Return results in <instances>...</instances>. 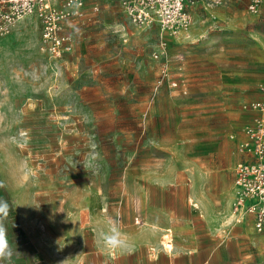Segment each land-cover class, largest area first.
<instances>
[{"label":"rangeland","instance_id":"obj_1","mask_svg":"<svg viewBox=\"0 0 264 264\" xmlns=\"http://www.w3.org/2000/svg\"><path fill=\"white\" fill-rule=\"evenodd\" d=\"M236 7L223 30V57H232L223 66L264 78V1L256 14L247 4ZM86 10L82 19L68 22L75 50L58 62L40 50L42 27L36 17L0 39V199L10 206L6 217L19 215V257L13 264H74L94 240L116 258L121 248L110 249L99 238L109 217L119 219L127 248L143 243L170 251L177 241L176 231L155 229L167 227L147 222L137 207L124 206L123 191L115 185L125 181L126 127L99 117L110 116L113 108L102 103L114 99L115 115L122 118L128 114L127 100L139 104L129 91L148 62L159 64L160 76L162 62L153 58L160 29H138L118 3L88 0ZM187 40L172 39L169 54L192 50ZM224 77L229 85V75ZM92 184H111V190Z\"/></svg>","mask_w":264,"mask_h":264},{"label":"crops","instance_id":"obj_2","mask_svg":"<svg viewBox=\"0 0 264 264\" xmlns=\"http://www.w3.org/2000/svg\"><path fill=\"white\" fill-rule=\"evenodd\" d=\"M246 4L242 0L233 6L208 8L203 0H196L191 7L194 24L177 39H189L193 49H178L171 55L185 57L187 95L181 91L173 95L167 85L157 90L159 64L148 62L137 74V86L129 91L139 97V104L132 106L127 100L126 116L115 115V99L102 103L113 110L110 116L101 114V120L112 126L123 121L127 129L123 131L129 144L125 181L115 188L123 191L124 206L137 207L144 220L167 227L155 229L176 231L173 252L142 243L135 249L121 248L113 258L110 250L94 240L93 248L81 249L74 264H264V232L256 229V216L247 214L241 224L233 223L231 217L235 166L243 159L232 137L241 138L243 128L258 115L244 110L243 104L264 99L259 92L263 77H248L240 68L223 66L232 59L223 57V30L231 25L228 18L238 11L236 5ZM97 40L100 46L102 41ZM177 65L173 62L174 69ZM226 74L229 85L224 81ZM249 93L253 97L245 99ZM92 185L111 190V184ZM4 224L16 249L13 264L14 256L19 257V215L6 217Z\"/></svg>","mask_w":264,"mask_h":264},{"label":"built area","instance_id":"obj_3","mask_svg":"<svg viewBox=\"0 0 264 264\" xmlns=\"http://www.w3.org/2000/svg\"><path fill=\"white\" fill-rule=\"evenodd\" d=\"M88 0H0V39L13 33L20 22L29 17L39 19L42 27L40 50L54 62L75 50V38L66 31L70 21L82 19ZM118 3L125 16L138 29L158 26L160 41L153 53L161 61L157 90L167 85L170 91L187 95L183 62L185 57L172 58L170 41L187 34L194 24L191 7L196 0H105ZM234 0H204L217 8ZM264 0H248L249 11L256 14ZM98 10V5L95 6ZM173 62L178 63L176 69ZM264 95V86L260 88ZM243 109L258 115L243 128L237 140V152L243 156L235 166V200L232 207L233 223L241 224L247 214L256 216L255 227L264 232V99L245 102ZM136 222L141 224L139 218ZM167 237V236H166Z\"/></svg>","mask_w":264,"mask_h":264},{"label":"clouds","instance_id":"obj_4","mask_svg":"<svg viewBox=\"0 0 264 264\" xmlns=\"http://www.w3.org/2000/svg\"><path fill=\"white\" fill-rule=\"evenodd\" d=\"M2 187V185H0ZM10 211L8 202L0 199V264H11V258L16 251L13 249L11 242L7 237V228L4 224L6 218L5 210ZM119 219L109 217L107 220L108 230L99 234L100 240L103 244L110 249H117L127 246V238L120 230Z\"/></svg>","mask_w":264,"mask_h":264}]
</instances>
